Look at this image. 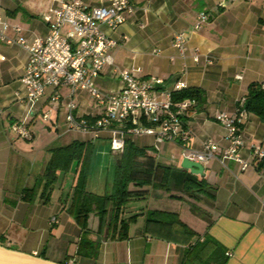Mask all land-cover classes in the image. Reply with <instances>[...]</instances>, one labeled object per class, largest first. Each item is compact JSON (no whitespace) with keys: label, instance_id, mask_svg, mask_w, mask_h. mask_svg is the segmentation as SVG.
Segmentation results:
<instances>
[{"label":"crops","instance_id":"1","mask_svg":"<svg viewBox=\"0 0 264 264\" xmlns=\"http://www.w3.org/2000/svg\"><path fill=\"white\" fill-rule=\"evenodd\" d=\"M84 2L95 6L106 0ZM132 3L134 9L125 13L121 25L113 30L102 26L117 43L108 50L110 61L94 78L95 85L103 92L116 91L121 85L120 73L128 70L142 79L161 78V84L153 85L159 99L163 97L160 91L175 90L177 81L186 87H200L206 103L201 110L192 108L185 117L192 131L185 146L200 150L203 141L212 138L225 148L226 128L216 119L218 112L235 113L249 84L264 82V0ZM56 5L57 0H0V19L8 23L5 33L16 36L13 27L19 26L20 34L28 40L45 36L48 28L44 16L52 14ZM200 12L207 13L208 18L195 29ZM177 32H184L186 37L183 54L173 46ZM27 58V51L17 44H0V244L56 262L69 258L67 264H184L183 241L164 240L156 247L149 246L148 238L146 243L137 238L130 244L131 237L118 240L105 232L99 234L96 221L88 226L93 246L77 252L82 230L71 206L80 167L74 163L70 170L58 171L49 195L43 197L42 174L50 149L73 141L90 142L86 190L101 195L111 192L122 152L112 154L106 138L92 139L89 133L68 128V87H48L31 107L22 102L19 96L25 93L22 76ZM54 94L60 98L52 99ZM90 98L86 90L75 91L78 116L94 118L101 114L102 107L94 98L91 105ZM15 120L29 127L30 139L13 132ZM241 131L240 154L248 165L242 169L232 159H225L223 164L209 159L201 162L203 175L180 168L184 155L179 143L164 141L154 150L152 136H130L136 146L146 148L152 164L169 169L171 177L167 187L156 185L155 177L146 183H129L134 195L125 203L121 217L150 218L153 210L174 212L195 233L192 241L207 234L225 248V264H264V167H258L259 159L252 151L253 145L264 151V122L244 110ZM139 137L146 138L144 145L136 143ZM146 156L138 160L145 164ZM187 175L204 179L203 191L184 189ZM27 188L34 190L28 199L23 194ZM88 218L99 215L93 211ZM147 246L151 251L145 250Z\"/></svg>","mask_w":264,"mask_h":264},{"label":"built area","instance_id":"2","mask_svg":"<svg viewBox=\"0 0 264 264\" xmlns=\"http://www.w3.org/2000/svg\"><path fill=\"white\" fill-rule=\"evenodd\" d=\"M133 9L132 0H106V3L95 6H88L84 0H57L53 13L44 16L47 34L33 40L21 35L19 26L13 27L16 36L7 35L4 30L8 23L0 19V44L14 43L28 53L22 76L25 93L19 96L21 101L31 107L48 87L56 90L65 86L69 88L65 103L68 128L89 133L92 139L106 138L112 154L121 153L130 136L149 135L153 137L154 150H158L161 142H177L183 147L184 157L190 160L203 162L218 159L223 164L225 159H232L244 169L248 163L240 154L243 101L235 113L219 111L216 116L226 128L228 145L220 148L215 140L206 138L202 148L196 150L185 146L192 134L185 117L196 102L194 99L173 101L171 91H160L163 97L159 99L153 92V85L161 84V78L142 79L123 70L118 90L101 92L95 86L94 78L100 74L104 63L110 61L108 50L117 43L104 32L102 26L111 30L117 28L125 21V13ZM207 18V13L200 12L194 28H199ZM185 41L184 32L173 35V46L180 54L184 53ZM194 60L198 57L194 56ZM184 87L186 84L183 81H177L175 90ZM78 89L86 90L102 107L99 116L87 118L76 114L73 97ZM59 98V94L52 96V99ZM43 117L47 118V114ZM11 128L18 136L25 139L32 137L31 130L21 120L13 121ZM252 151L257 159L264 156L259 145H253Z\"/></svg>","mask_w":264,"mask_h":264},{"label":"trees","instance_id":"3","mask_svg":"<svg viewBox=\"0 0 264 264\" xmlns=\"http://www.w3.org/2000/svg\"><path fill=\"white\" fill-rule=\"evenodd\" d=\"M173 101L194 99L193 108L201 110L206 103L205 92L202 88L191 86L171 91ZM243 109L257 115L264 122V82H251L243 101ZM91 144L87 141H73L64 146L50 149V157L42 174V196L49 195L56 182L58 171H68L75 163L80 167L78 180L74 185L71 211L74 220L82 230L78 241L77 252L81 249H90L93 241L88 238V216L91 212L99 215L97 232H105L110 239H126V233H117L120 225L121 231L128 226V220L120 219L125 203L134 195L129 190V183H146L152 177L158 178L156 185L167 187L171 177L169 169L162 165L152 164V159L146 156V148L136 146L129 139L126 140L124 150L119 155L116 165L115 178L109 194H96L86 190V169L89 166ZM146 156L147 163H142L139 157ZM258 167H264V156L258 161ZM155 169V170H154ZM159 172V175H158ZM204 179L194 175H187L183 180L184 189L191 193L203 191ZM32 188L24 190V198L28 199L33 193ZM108 214V218H106ZM136 218L129 217V220ZM146 231L156 233L169 241H183L184 264H225V248L210 235H204L192 241L194 232L184 224L174 212L153 210L150 218H146ZM67 258L64 262L67 264Z\"/></svg>","mask_w":264,"mask_h":264},{"label":"water","instance_id":"4","mask_svg":"<svg viewBox=\"0 0 264 264\" xmlns=\"http://www.w3.org/2000/svg\"><path fill=\"white\" fill-rule=\"evenodd\" d=\"M118 162V160H117ZM180 168L189 170L190 173L203 175V165L201 162L190 160L184 157ZM0 264H65L52 261L50 259L12 249L0 244Z\"/></svg>","mask_w":264,"mask_h":264},{"label":"rangeland","instance_id":"5","mask_svg":"<svg viewBox=\"0 0 264 264\" xmlns=\"http://www.w3.org/2000/svg\"><path fill=\"white\" fill-rule=\"evenodd\" d=\"M98 90L103 92L99 88H98ZM90 100H91L90 101L91 105H93L94 104L93 97H91ZM55 132L56 131H54V133ZM136 143L139 144V145H144L146 143V138L145 137H139V138L136 139ZM114 165L115 164L113 163L112 167H114ZM120 219H123L125 221L128 220V226H127L126 232H125V230L121 231V228H120L121 224H120L117 227L116 232L118 231L117 233H126V235L128 237H131L130 239H133V240H132V242L130 244H134V242L137 240V238H139V240H137V241H141L142 243H146V238H148L151 241L149 246H151V244L152 245L156 244L155 245L156 247L158 246V244L161 243V241H164V240L165 241H169L168 239H165V238L161 237L160 235L157 236L156 233L153 234V232L146 231V218H136L135 220H129V218H120ZM95 221H96V227H97L98 226V218H88V226H91ZM170 242H173V241H170ZM170 244H172L171 246L173 248L175 247L174 243H170ZM144 248H145V246L143 244V249L142 250H144ZM145 250L149 251L150 247L147 246ZM147 256L149 257V255H147ZM139 259H141V255L139 256ZM76 264H94V263L81 262V263H76Z\"/></svg>","mask_w":264,"mask_h":264}]
</instances>
